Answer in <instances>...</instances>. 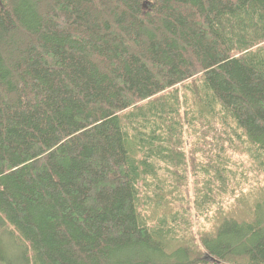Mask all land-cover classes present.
I'll list each match as a JSON object with an SVG mask.
<instances>
[{"label":"trees","instance_id":"16d2710c","mask_svg":"<svg viewBox=\"0 0 264 264\" xmlns=\"http://www.w3.org/2000/svg\"><path fill=\"white\" fill-rule=\"evenodd\" d=\"M0 264H264V0H0Z\"/></svg>","mask_w":264,"mask_h":264},{"label":"rangeland","instance_id":"374dc122","mask_svg":"<svg viewBox=\"0 0 264 264\" xmlns=\"http://www.w3.org/2000/svg\"><path fill=\"white\" fill-rule=\"evenodd\" d=\"M188 139H189V140H191V138H189V137H188ZM191 141H192V140H191ZM195 221H196V223H198V222H199V220H198V219H196Z\"/></svg>","mask_w":264,"mask_h":264}]
</instances>
